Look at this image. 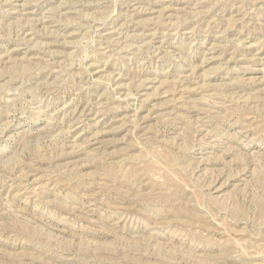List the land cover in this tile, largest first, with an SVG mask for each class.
<instances>
[{
  "label": "rangeland",
  "instance_id": "1",
  "mask_svg": "<svg viewBox=\"0 0 264 264\" xmlns=\"http://www.w3.org/2000/svg\"><path fill=\"white\" fill-rule=\"evenodd\" d=\"M0 264H264V0H0Z\"/></svg>",
  "mask_w": 264,
  "mask_h": 264
}]
</instances>
